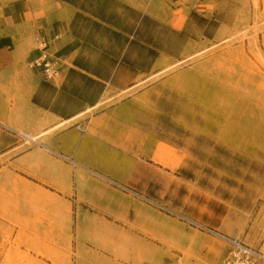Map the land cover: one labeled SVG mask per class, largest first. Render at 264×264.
<instances>
[{"label": "rangeland", "instance_id": "374dc122", "mask_svg": "<svg viewBox=\"0 0 264 264\" xmlns=\"http://www.w3.org/2000/svg\"><path fill=\"white\" fill-rule=\"evenodd\" d=\"M70 1L102 2L85 12L108 20L114 5ZM139 1L146 10L160 3ZM183 22L180 15L172 26ZM74 23L96 57L93 69L109 73L125 37L81 14ZM35 31L0 75V153L14 143L55 164L53 175L30 173L46 190L0 169V264H221L225 237L264 251V0H212L180 33L146 23L148 43L165 55L153 62L147 46L133 47L128 65L144 73L127 89L136 73L124 64L117 89L98 100L105 114L80 118L76 144L85 141V150L64 154L73 163L39 138L42 121L11 116L10 102L31 101L35 88ZM44 88L36 101H62L65 113L70 101H96L100 92L78 76L65 89ZM188 179L209 193L188 199L184 187L196 186Z\"/></svg>", "mask_w": 264, "mask_h": 264}, {"label": "crops", "instance_id": "0c3cea01", "mask_svg": "<svg viewBox=\"0 0 264 264\" xmlns=\"http://www.w3.org/2000/svg\"><path fill=\"white\" fill-rule=\"evenodd\" d=\"M43 1L47 4V7L46 5L41 7L38 4L30 7L23 0L7 5L0 4V75L6 74L19 58L21 52L19 46L20 44L29 43L34 27H36L35 35L37 38H50L54 34L59 35V39L53 43L51 48L52 55L58 61L60 68L58 81H46L42 73L35 69L38 71V76L35 79V88L30 97L31 101L10 102V105H12L11 116L14 121L24 122L28 119L42 121L43 132L46 133L42 132L44 135L38 137H47L52 147L51 152L60 158L69 160V158L64 157V154H70L74 149L77 151L85 150V141H80L79 145L76 144L79 135L78 129L82 123L80 122L81 124L78 126L75 125L79 123L80 118H84L83 121H86L83 124H88L105 114V112L97 114L103 109L102 106L106 102L98 100L107 91L108 87L116 88L113 85V80L121 69H124L123 65L125 64L136 73L127 84V89L134 87L137 77L144 73L136 71L135 67L128 65L126 56L132 51L133 47L147 46L148 49L153 50L156 53L153 62L160 56L165 55L164 50L159 49V46L152 47L148 43V32H144L145 24L151 22L156 26H167L172 32L180 33L190 23V20L198 15V8L207 7L212 0H160V3H151L147 10L139 0H112L114 5L111 8H106V10L108 9L107 13L109 11L108 14H110L109 20L85 12V10L88 11L92 8H104L102 2H92V6L86 7L70 0ZM78 14L88 17L93 22L100 23L110 31L125 37V47L122 54L115 60L109 73L105 75L93 69V62L96 57L93 52L86 49L84 39L76 31L74 20ZM180 15L184 16V22L180 29H176L172 26V21ZM144 18H148L150 21L143 22ZM11 43H13V48L10 46ZM35 55L34 47L29 55L30 60ZM74 76H78L87 83L100 88L96 101H70L74 104V108L70 113H65L61 109L60 103L62 101H36L38 100V94L46 92L44 87L49 89L52 86L57 90L60 87L65 89ZM89 79L96 82L89 81ZM88 108L91 109L88 111ZM72 119L74 120L71 121ZM67 121L71 122L65 123ZM17 148L18 146H15L14 143H10L0 153V158L4 160L0 163V169H7L21 179L46 190V185L44 186V183L42 184L41 181L32 177L33 175L31 176L30 173L34 172L35 168H39L45 169L48 174L53 175V170L48 165L54 163L52 159L55 156L49 157L40 152L34 153V151L20 153L17 152ZM44 149L49 151L48 148H40V150ZM34 163L36 165H33ZM188 181L196 185L193 190L184 187V190L186 188L188 192V199L205 196L209 193L206 186L199 184L200 180L188 179ZM216 184H219V182ZM193 204L196 206L195 203Z\"/></svg>", "mask_w": 264, "mask_h": 264}, {"label": "built area", "instance_id": "2783aa9c", "mask_svg": "<svg viewBox=\"0 0 264 264\" xmlns=\"http://www.w3.org/2000/svg\"><path fill=\"white\" fill-rule=\"evenodd\" d=\"M59 35L50 38H39L36 41V55L30 60V67L39 70L43 78L52 82L59 76L58 61L52 55L51 48ZM228 250L221 264H264V251L255 249L234 237L224 238ZM264 246V244H262Z\"/></svg>", "mask_w": 264, "mask_h": 264}, {"label": "trees", "instance_id": "16d2710c", "mask_svg": "<svg viewBox=\"0 0 264 264\" xmlns=\"http://www.w3.org/2000/svg\"><path fill=\"white\" fill-rule=\"evenodd\" d=\"M149 19L148 18H144L143 19V22H146V21H148ZM150 21V20H149ZM115 35H117V36H120L118 33H116V32H113ZM127 40V39H126ZM149 53L152 55V57H155L156 56V53L153 51V50H149ZM83 76V75H82ZM89 81H92V80H90L89 79ZM92 82H96V81H92Z\"/></svg>", "mask_w": 264, "mask_h": 264}, {"label": "bare ground", "instance_id": "6f19581e", "mask_svg": "<svg viewBox=\"0 0 264 264\" xmlns=\"http://www.w3.org/2000/svg\"><path fill=\"white\" fill-rule=\"evenodd\" d=\"M58 79V77L55 79V81ZM69 122V121H67ZM65 122V123H67ZM27 137V136H26ZM27 139H29L30 141H35L36 140V137H27Z\"/></svg>", "mask_w": 264, "mask_h": 264}]
</instances>
